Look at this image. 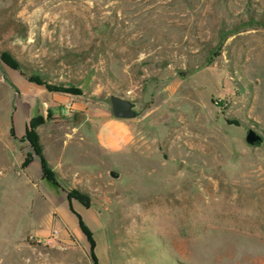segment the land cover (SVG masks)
I'll use <instances>...</instances> for the list:
<instances>
[{
    "label": "rangeland",
    "instance_id": "rangeland-1",
    "mask_svg": "<svg viewBox=\"0 0 264 264\" xmlns=\"http://www.w3.org/2000/svg\"><path fill=\"white\" fill-rule=\"evenodd\" d=\"M262 15L264 0H0V55L80 92L0 61V264H92L75 214L96 264H264ZM110 95L136 116L108 152L56 98L108 109ZM35 115L57 186L24 139Z\"/></svg>",
    "mask_w": 264,
    "mask_h": 264
},
{
    "label": "trees",
    "instance_id": "trees-1",
    "mask_svg": "<svg viewBox=\"0 0 264 264\" xmlns=\"http://www.w3.org/2000/svg\"><path fill=\"white\" fill-rule=\"evenodd\" d=\"M257 24L264 27V15H262L260 17L259 21H257ZM0 61L2 64H4L6 67H8L11 70H15V71H19V72L21 70L20 64L8 54H5V53L1 54L0 55ZM20 74L28 82H32L36 85H43L45 90L48 92H57V93H62V94H66V95H80V92L77 89H74L73 87L63 88L61 86H49V85L44 84L39 79V77L34 75V74L29 75V76L25 75L21 72H20ZM109 110H110V108H109ZM46 114H47V117L51 116V113L49 112V110H47ZM43 123H44V119H43L42 115L32 116L27 122V126H26V129L24 132V139L30 145L33 152L38 156L39 164H40V170H41L43 178L45 180H47L51 185L57 186L56 182L52 178V173H50V171L47 169L46 164H45L44 160L42 159V157L39 156L40 154H39V151H38V148L36 145V138H35V135L33 133V130H35L38 126L42 125ZM256 144H258V143H256ZM25 162H27V159ZM65 196L68 200V203H69V201L71 202L72 200H74L81 207H83L85 209L88 208V198L85 194L79 193L77 191H70ZM75 217H76L77 224H78L82 234L85 236V239L87 241L90 260H91L92 264H96V258L94 257V254H93V249H94L95 244L92 240V233L87 228V226L83 223L81 217L78 214H75Z\"/></svg>",
    "mask_w": 264,
    "mask_h": 264
},
{
    "label": "crops",
    "instance_id": "crops-1",
    "mask_svg": "<svg viewBox=\"0 0 264 264\" xmlns=\"http://www.w3.org/2000/svg\"><path fill=\"white\" fill-rule=\"evenodd\" d=\"M59 98L61 104H65L64 107L69 106V110H76L80 113L79 126L85 128L87 133H91L93 141L98 146H102L104 150L108 152L118 150L130 140V125L126 120L112 117L109 108L103 106L92 108L81 105L67 96L57 97L56 99ZM61 109L56 110V113Z\"/></svg>",
    "mask_w": 264,
    "mask_h": 264
},
{
    "label": "water",
    "instance_id": "water-1",
    "mask_svg": "<svg viewBox=\"0 0 264 264\" xmlns=\"http://www.w3.org/2000/svg\"><path fill=\"white\" fill-rule=\"evenodd\" d=\"M108 102L112 117L116 119L129 120L136 116L134 104L130 100L116 95H110L108 97ZM42 112L45 114V104L42 105ZM44 118L45 116H43V119ZM260 140L261 137L254 130L247 129L244 136V142L246 145L253 146L256 143H259ZM107 175L113 180H117L119 178V173L116 171L110 170L107 172Z\"/></svg>",
    "mask_w": 264,
    "mask_h": 264
},
{
    "label": "built area",
    "instance_id": "built-area-1",
    "mask_svg": "<svg viewBox=\"0 0 264 264\" xmlns=\"http://www.w3.org/2000/svg\"><path fill=\"white\" fill-rule=\"evenodd\" d=\"M68 109H69V106H67V107H65L64 109H61V111H60V113H67V111H68ZM57 235V232L56 231H52V233H51V237L50 238H52V237H54V236H56ZM50 240L48 239V241L47 242H49Z\"/></svg>",
    "mask_w": 264,
    "mask_h": 264
},
{
    "label": "flooded vegetation",
    "instance_id": "flooded-vegetation-1",
    "mask_svg": "<svg viewBox=\"0 0 264 264\" xmlns=\"http://www.w3.org/2000/svg\"><path fill=\"white\" fill-rule=\"evenodd\" d=\"M135 111V110H134Z\"/></svg>",
    "mask_w": 264,
    "mask_h": 264
}]
</instances>
